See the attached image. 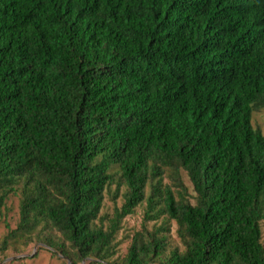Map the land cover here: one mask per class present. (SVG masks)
<instances>
[{
	"label": "trees",
	"instance_id": "trees-1",
	"mask_svg": "<svg viewBox=\"0 0 264 264\" xmlns=\"http://www.w3.org/2000/svg\"><path fill=\"white\" fill-rule=\"evenodd\" d=\"M255 108L264 0H0L1 217L22 192L12 237L41 226L104 264L146 204L145 221H176L185 250L165 254L167 228H143L123 264H264ZM114 164L124 203L106 230L94 222Z\"/></svg>",
	"mask_w": 264,
	"mask_h": 264
},
{
	"label": "rangeland",
	"instance_id": "rangeland-1",
	"mask_svg": "<svg viewBox=\"0 0 264 264\" xmlns=\"http://www.w3.org/2000/svg\"><path fill=\"white\" fill-rule=\"evenodd\" d=\"M253 127L260 130L264 135V108H255L252 119ZM109 173L114 177V183L105 192V200L102 212L99 218L94 222L96 225L108 230L110 220L114 217L115 209L121 208L124 203L122 194L125 186L120 187L119 195L116 194L117 183L120 182V170L118 165H112ZM184 187L188 192V200L195 203L196 193L193 185L185 172H182ZM164 183L169 180L164 179ZM18 191L12 194L5 204L0 219V249L3 241H8L5 250H0V264H97L96 258L81 259L77 256L76 250L72 249L70 243L65 241L61 234L51 229L43 231L41 226L34 237H25L22 240L12 237L10 234L18 228L20 222V203L22 199L21 187L17 186ZM151 186L147 187L149 193ZM3 210V209H2ZM146 204H141L135 211L127 215L120 222L118 233L116 234L111 249L104 259V264H123L128 255V250L132 243L133 236L143 232V228L152 231L155 228H167L164 230L167 236V249L165 254L178 249L184 251L185 247L178 234L179 226L176 221L169 219L166 215L159 216L156 220L145 221ZM262 243L264 245V220L261 222ZM28 236V235H26ZM48 239L55 241L57 244H63L65 252L70 257L64 256L60 250L54 249L46 242ZM154 264H160L156 262Z\"/></svg>",
	"mask_w": 264,
	"mask_h": 264
}]
</instances>
